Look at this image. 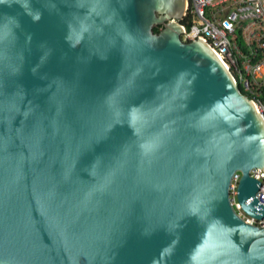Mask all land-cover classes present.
I'll return each instance as SVG.
<instances>
[{
    "label": "water",
    "instance_id": "water-1",
    "mask_svg": "<svg viewBox=\"0 0 264 264\" xmlns=\"http://www.w3.org/2000/svg\"><path fill=\"white\" fill-rule=\"evenodd\" d=\"M185 7L0 0V264H264V123Z\"/></svg>",
    "mask_w": 264,
    "mask_h": 264
},
{
    "label": "built area",
    "instance_id": "built-area-1",
    "mask_svg": "<svg viewBox=\"0 0 264 264\" xmlns=\"http://www.w3.org/2000/svg\"><path fill=\"white\" fill-rule=\"evenodd\" d=\"M180 24L181 40L207 45L264 123V0H186ZM248 175L261 185L254 197L264 207V172L253 169ZM238 178L235 173L229 186L230 206L245 223L264 226V219L246 217L236 204Z\"/></svg>",
    "mask_w": 264,
    "mask_h": 264
},
{
    "label": "trees",
    "instance_id": "trees-1",
    "mask_svg": "<svg viewBox=\"0 0 264 264\" xmlns=\"http://www.w3.org/2000/svg\"><path fill=\"white\" fill-rule=\"evenodd\" d=\"M183 22H185V21H183ZM183 22H182V23H183ZM161 29H162V27H155V28L153 29V33H154V34H157V33L160 32ZM236 88H237V90L239 91V93H240L241 95L246 96V94L243 93V91H242V89L240 88V85H239L238 83L236 84ZM261 92H262V94H261V101L264 102V86H263V89L261 90Z\"/></svg>",
    "mask_w": 264,
    "mask_h": 264
}]
</instances>
